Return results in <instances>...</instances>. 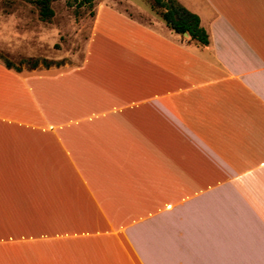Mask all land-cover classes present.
Wrapping results in <instances>:
<instances>
[{
  "label": "crops",
  "instance_id": "obj_1",
  "mask_svg": "<svg viewBox=\"0 0 264 264\" xmlns=\"http://www.w3.org/2000/svg\"><path fill=\"white\" fill-rule=\"evenodd\" d=\"M202 1L209 45L102 7L0 61V264H264V0Z\"/></svg>",
  "mask_w": 264,
  "mask_h": 264
},
{
  "label": "rangeland",
  "instance_id": "obj_2",
  "mask_svg": "<svg viewBox=\"0 0 264 264\" xmlns=\"http://www.w3.org/2000/svg\"><path fill=\"white\" fill-rule=\"evenodd\" d=\"M169 2V0H164ZM193 13L202 8V0H176ZM52 0L54 16L45 20L35 0H0V55L16 65L38 59L61 62L53 67H74L81 64L89 35L102 7L116 9L146 25L170 27L161 17L165 9L154 0ZM80 3H83L80 5ZM197 14V13H196ZM188 37V36H186ZM184 41V35H180ZM2 62V60H0ZM24 63L23 69L29 70ZM47 68L40 64L37 69ZM60 114V113H59ZM51 117V113L48 112ZM62 119V114L54 119Z\"/></svg>",
  "mask_w": 264,
  "mask_h": 264
},
{
  "label": "trees",
  "instance_id": "obj_3",
  "mask_svg": "<svg viewBox=\"0 0 264 264\" xmlns=\"http://www.w3.org/2000/svg\"><path fill=\"white\" fill-rule=\"evenodd\" d=\"M51 1L52 0H35V3L40 9V15L45 20H50L54 16V10L51 7ZM83 1V3L93 2V0ZM154 2L159 7L165 9V11L161 13V17L173 31L179 35L188 33L191 37V40L197 41L202 45L210 44L209 34L206 29L201 26V19L197 14L191 12L176 0H169L168 3L164 0H154ZM83 3H80V5ZM0 60L3 61L7 68L14 69L18 72L23 70L22 65L24 63L27 64L26 66L28 69H36L40 66V64L47 68L54 65H62L61 62H52L49 60H43L41 62L38 59L24 60L20 65H16L3 55H0Z\"/></svg>",
  "mask_w": 264,
  "mask_h": 264
},
{
  "label": "water",
  "instance_id": "obj_4",
  "mask_svg": "<svg viewBox=\"0 0 264 264\" xmlns=\"http://www.w3.org/2000/svg\"><path fill=\"white\" fill-rule=\"evenodd\" d=\"M184 35H185V36H189V34H188V33H185Z\"/></svg>",
  "mask_w": 264,
  "mask_h": 264
}]
</instances>
